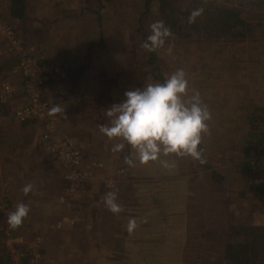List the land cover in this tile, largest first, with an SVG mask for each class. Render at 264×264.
Masks as SVG:
<instances>
[{
	"label": "rangeland",
	"instance_id": "obj_1",
	"mask_svg": "<svg viewBox=\"0 0 264 264\" xmlns=\"http://www.w3.org/2000/svg\"><path fill=\"white\" fill-rule=\"evenodd\" d=\"M162 1H169V10L177 5L183 10H203L214 0H119L118 6L107 14L111 18L107 22L110 24L106 23L105 37L110 36L111 40L103 47L105 76L101 83L105 84V91L102 100H105L106 111L125 99V91L142 88L147 83L162 82V78L166 79L176 70L183 69L189 81L188 98L191 89H197L212 113V119L208 122L209 132L199 146L204 150L205 162L173 155L161 158L167 161L166 166L159 160L146 165L134 160L130 166L125 159L132 158L134 150L125 145L118 154L107 156L108 143L105 140L102 157L85 156L86 160L99 158L105 164L104 168L95 174L96 178L84 190L80 201L71 206L59 204L63 207V213L56 223L52 219L47 221L46 232L51 234L52 239L60 237L59 242L53 243L60 250L72 245L65 242L63 235L66 229L76 226L78 220L74 214L81 211L92 222V227L87 226V239L94 241L97 238L91 236L95 229L96 235L102 233L100 236L106 248L117 245L119 258L113 254V261L111 256H107L113 264H163L165 261L168 264H235V259H238L236 254L234 258L226 260L228 245L247 241V251L256 249L259 253V258L253 260L254 264H264V198L251 192L250 170L238 166L250 160L251 165L255 163L247 157L245 149L252 141L250 133L264 129V101L262 104L257 101V94L260 97V93L264 92V65H259L260 59H255H264V19H261L264 10L242 6L250 22L263 20L261 28L257 30L254 27L251 33L247 31L246 34H250L244 39L223 36L217 39L201 34L181 39L169 38L163 47L147 51L142 45L151 34L150 25L165 21L159 11ZM217 1L241 4L240 0ZM9 8L10 5L5 18L6 15L8 17ZM172 18L178 21V25H189V15L183 11ZM130 35H134L132 43L112 40L113 36L126 40ZM98 47L102 48L100 45ZM247 73L251 75L248 77ZM254 75H260L258 82L253 83ZM240 89H243V96H240ZM233 101L239 102V108H231ZM239 111L234 122L232 118ZM106 120L109 122L108 117ZM106 120L105 124L108 123ZM112 141L123 142L117 138ZM1 152L0 149V158ZM109 178L117 181L116 187H105L104 182ZM263 181L264 175L255 182ZM93 185L100 197L96 200L91 197L94 196ZM108 192L117 194L118 213L111 212L104 204L103 197ZM5 200L8 207L5 211L0 210L3 213L0 229L3 262L12 264V258L18 255L3 245L7 216L11 212L10 199L3 198L0 203ZM133 215H136V224L140 223L138 218H142L141 235H134L136 228L131 233L127 229L129 218ZM64 216L74 219L75 223L58 229L56 224ZM17 228L26 240L36 235L43 237L42 251L47 264H55L56 259L50 258L45 251V234L37 231L23 234ZM126 233L134 236L123 237ZM126 238L135 241L133 244L130 240L135 252L127 250ZM117 259L119 262H116ZM21 260L25 263L27 259L21 257ZM240 264L244 263L241 261Z\"/></svg>",
	"mask_w": 264,
	"mask_h": 264
},
{
	"label": "crops",
	"instance_id": "obj_2",
	"mask_svg": "<svg viewBox=\"0 0 264 264\" xmlns=\"http://www.w3.org/2000/svg\"><path fill=\"white\" fill-rule=\"evenodd\" d=\"M118 2L119 0H25L23 17L12 19L23 43L33 49L39 59L54 61L66 73L65 78H55L47 85L45 96L55 101L60 110L68 114V120L62 123V127L83 145L86 157H102L105 153V140L108 143L105 153L107 156L119 153L111 150L116 143L112 140L116 138L110 140L100 132L101 125L109 124L107 117L105 118V100H102L105 84L101 83L105 76L103 47L111 40L110 36L105 37V28L111 18L107 14L114 10V6H118ZM6 10L5 6V12ZM133 37L134 35H130L125 40L113 36L112 40L125 44L132 43ZM122 49L124 50L123 46ZM255 59H260L259 65H264V59ZM250 75L251 73H247L248 77ZM4 76L13 81L17 92L13 102L0 104V200L10 199L11 211L21 202L29 207V214L19 230L23 234H28L29 231L45 234V251L49 257L56 259L55 264H113L111 260L108 261L107 256H111L113 261V254L119 258L117 245L111 249L106 248L100 236L102 233L96 235L95 229L91 236L97 238L94 241L87 239V226L92 227V222L81 211L74 214L78 220L76 226L66 229V234L63 235L66 237L65 242L72 245H67L62 250L53 245L55 241H60V237L52 239L51 234L46 232L45 224L51 219L56 223L63 213V207L57 204V198L65 184V169L40 148V126L35 123L20 124L12 115L14 107L18 108L27 101L20 86L21 78L15 57L8 56L2 63L0 78ZM259 76H253V83L258 82ZM241 90L243 89L239 93L243 96ZM249 91L254 93V90ZM263 93H260V97L257 94L259 104L264 101ZM238 104V101H233L231 108H239ZM239 114L240 111L233 116L234 122ZM105 120L108 123L105 124ZM28 184L33 185V190L25 195L23 188ZM92 188L94 196L91 197L94 200L100 198L94 185ZM2 215L0 211V229L3 225ZM130 219L136 221V215ZM138 220L141 224H136L137 232L134 235L142 232V218ZM127 236L133 237L129 233L123 237ZM1 238L0 233V264H5ZM130 240L135 243L133 238ZM130 240L126 238V245L129 247L127 250L135 252ZM163 264H168V261Z\"/></svg>",
	"mask_w": 264,
	"mask_h": 264
},
{
	"label": "clouds",
	"instance_id": "obj_3",
	"mask_svg": "<svg viewBox=\"0 0 264 264\" xmlns=\"http://www.w3.org/2000/svg\"><path fill=\"white\" fill-rule=\"evenodd\" d=\"M202 11L193 10L188 22L194 23ZM150 29L151 34L142 45L147 51L163 47L173 35L162 21L151 24ZM188 92L189 81L183 69L176 70L163 82L147 83L142 88L127 90L122 102L106 109L109 124L101 125L100 132L110 140L117 138L123 141L113 145V152H121L125 145L134 150L132 158L125 159L130 166L134 160L145 165L159 160L166 166L167 161L161 158L173 155L191 157L204 163V150L199 146L209 132L208 122L212 113L197 89H191L190 98ZM59 111L58 107L52 109L54 113ZM32 190L33 185L28 184L24 186L23 193L27 195ZM103 200L111 212L120 211L116 192L106 193ZM29 211L26 204L18 203L7 216L9 227H19ZM135 227V219H130L128 231L131 233Z\"/></svg>",
	"mask_w": 264,
	"mask_h": 264
},
{
	"label": "built area",
	"instance_id": "obj_4",
	"mask_svg": "<svg viewBox=\"0 0 264 264\" xmlns=\"http://www.w3.org/2000/svg\"><path fill=\"white\" fill-rule=\"evenodd\" d=\"M7 1L0 0V72L6 57H15L21 78L20 86L27 99L24 105L15 110L13 116L20 124L35 123L40 126L41 133L38 139L40 148L65 169V185L61 189L57 203L71 206L80 201L84 190L105 164L100 160H86L83 145L75 141L62 127V123L68 120V114L61 110L52 112L54 107L59 106L45 96V86L55 78H63L65 74L57 63L39 59L33 49L23 43L17 28L5 18ZM16 92L15 84L8 76L0 78V104L13 102ZM261 151L264 156V146ZM104 183L106 188L117 186V181L112 178ZM7 207L6 200L0 203V210L5 211ZM74 223V219L64 216L56 226L60 229ZM3 245L18 255H14L12 264H22L21 257L27 259L23 264H47V258L42 251L44 238L40 235L26 240L18 228L13 229L7 225L3 234Z\"/></svg>",
	"mask_w": 264,
	"mask_h": 264
},
{
	"label": "trees",
	"instance_id": "obj_5",
	"mask_svg": "<svg viewBox=\"0 0 264 264\" xmlns=\"http://www.w3.org/2000/svg\"><path fill=\"white\" fill-rule=\"evenodd\" d=\"M241 4L236 5L232 2L229 4L220 3L217 0H214L209 3V5L203 9L200 16H198L194 23H189L188 26L178 25V21L174 18L177 13L181 15L183 11L185 14L190 15L195 9H180V6H176L175 9L169 10V1H162L161 6L159 7V11L162 17H164L165 21L163 23L168 28H171L172 36L170 38H187L194 35L204 34L207 37H213L219 39V36L228 37L232 39H237L241 37L242 39L246 38L255 27L259 30L262 26L263 20H259L258 23L250 22L248 17L245 16L244 11L242 9L243 5L251 6L253 10L261 11L264 10V0H240ZM8 5H10L8 11V17L6 18L10 21V19H18L22 18L25 13V0H8L6 3V9L8 10ZM172 6V5H171ZM168 11V12H167ZM172 15V17H171ZM203 16V19H201ZM261 19H264L262 17ZM208 21V22H207ZM11 22H13L11 20ZM250 32L246 34V32ZM187 32V33H186ZM239 35V36H238ZM165 79L162 78V82ZM52 81V80H51ZM50 81V82H51ZM49 82V83H50ZM48 83V84H49ZM252 120V117H251ZM252 141H249V148L245 149L247 153V157L254 160V164L251 165V160L244 162V164L240 163L238 166H244L249 172V179L252 180L250 185L251 192H255L258 195H262L264 198V181L263 182H255L257 179L261 178L264 175V156H262V147L264 146V129L262 131H257V133H250ZM256 140V141H253ZM239 247L238 249H235ZM249 243H230L228 245L229 253H226L227 259L236 257L235 264H240L242 261L244 264H254V259L259 258V253L256 249L248 250ZM243 251L241 255L240 252ZM9 263V261H8Z\"/></svg>",
	"mask_w": 264,
	"mask_h": 264
}]
</instances>
